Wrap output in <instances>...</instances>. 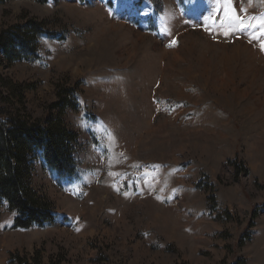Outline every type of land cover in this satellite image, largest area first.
I'll return each instance as SVG.
<instances>
[{
  "label": "rangeland",
  "instance_id": "374dc122",
  "mask_svg": "<svg viewBox=\"0 0 264 264\" xmlns=\"http://www.w3.org/2000/svg\"><path fill=\"white\" fill-rule=\"evenodd\" d=\"M32 19L37 55L0 72L35 116L73 93L78 170L36 161L51 224L0 201V264H264V0L0 4V33Z\"/></svg>",
  "mask_w": 264,
  "mask_h": 264
},
{
  "label": "trees",
  "instance_id": "16d2710c",
  "mask_svg": "<svg viewBox=\"0 0 264 264\" xmlns=\"http://www.w3.org/2000/svg\"><path fill=\"white\" fill-rule=\"evenodd\" d=\"M8 1L11 0H0V4ZM40 23L32 19L22 27L14 26L0 33V65L5 60L12 63L20 57L29 59L37 55L39 37L45 32ZM28 88L0 72V201L15 212V228L44 226L55 221L53 202L34 188L36 161L43 159L62 176L75 174L78 165L80 135L67 122L68 109L77 107L75 96L68 89H60L44 114L35 116L26 106ZM235 167L239 174L240 166L235 164ZM12 261L41 264L37 257L29 263L13 255ZM235 264H243V260Z\"/></svg>",
  "mask_w": 264,
  "mask_h": 264
},
{
  "label": "snow or ice",
  "instance_id": "6c2138e0",
  "mask_svg": "<svg viewBox=\"0 0 264 264\" xmlns=\"http://www.w3.org/2000/svg\"><path fill=\"white\" fill-rule=\"evenodd\" d=\"M236 18H237V19H241L239 16H237ZM241 23H242V21H241ZM242 26H243V24H242Z\"/></svg>",
  "mask_w": 264,
  "mask_h": 264
},
{
  "label": "bare ground",
  "instance_id": "6f19581e",
  "mask_svg": "<svg viewBox=\"0 0 264 264\" xmlns=\"http://www.w3.org/2000/svg\"><path fill=\"white\" fill-rule=\"evenodd\" d=\"M254 48V47H253ZM257 50V49H256Z\"/></svg>",
  "mask_w": 264,
  "mask_h": 264
}]
</instances>
